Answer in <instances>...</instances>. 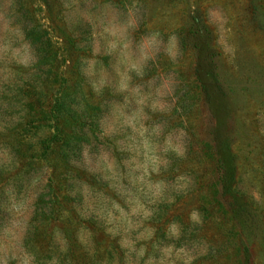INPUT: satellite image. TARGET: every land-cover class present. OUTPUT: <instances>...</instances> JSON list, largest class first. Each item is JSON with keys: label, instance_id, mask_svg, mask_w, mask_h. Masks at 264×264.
Here are the masks:
<instances>
[{"label": "rangeland", "instance_id": "374dc122", "mask_svg": "<svg viewBox=\"0 0 264 264\" xmlns=\"http://www.w3.org/2000/svg\"><path fill=\"white\" fill-rule=\"evenodd\" d=\"M0 264H264V0H0Z\"/></svg>", "mask_w": 264, "mask_h": 264}]
</instances>
